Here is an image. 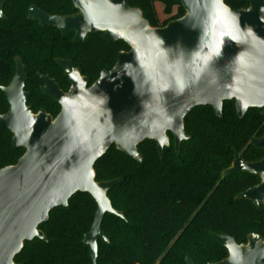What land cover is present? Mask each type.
<instances>
[{
  "label": "water",
  "instance_id": "95a60500",
  "mask_svg": "<svg viewBox=\"0 0 264 264\" xmlns=\"http://www.w3.org/2000/svg\"><path fill=\"white\" fill-rule=\"evenodd\" d=\"M78 14L48 18L31 10L42 26H52L75 41L102 33L109 43L123 42L111 71H103L90 87L70 61H58L69 78L68 93L54 81L42 78L44 95L61 106L53 119L33 113L23 92L26 79L18 63L12 83L2 88L9 111L0 115V127L12 135L15 149L24 155L14 166L0 170V264H16L25 243L48 242L39 227L50 213L67 208L78 193L88 194L97 210L82 243L90 248L93 264L98 258V238L106 214L124 219L112 207L108 193L121 179L97 182L94 167L112 146L143 163L138 147L155 142L160 158L174 138L177 154L185 133V118L196 108L211 107L222 117L225 102H234L236 115L262 110L264 117V0H248L246 9L232 10L224 0H168L180 3L185 15L162 28H152L140 9L126 0H72ZM3 1L0 0V19ZM35 13V14H33ZM251 145L264 151V136ZM234 161L222 178L234 174L258 176L260 183L236 196L237 201L264 206V159L247 163L233 150ZM228 252L213 264H264V238L247 236L237 244L226 234L210 233ZM186 264H194L187 257Z\"/></svg>",
  "mask_w": 264,
  "mask_h": 264
},
{
  "label": "trees",
  "instance_id": "16d2710c",
  "mask_svg": "<svg viewBox=\"0 0 264 264\" xmlns=\"http://www.w3.org/2000/svg\"><path fill=\"white\" fill-rule=\"evenodd\" d=\"M166 13L173 7L178 13L159 22L154 0H126L130 8L140 9L152 28H162L185 15L180 3L159 0ZM232 10L246 9L248 0H224ZM84 75L93 83L99 71L112 70L120 52L129 51L123 42L106 44L96 37L80 44ZM6 68L0 67V87L6 86ZM68 88V84H65ZM9 109L0 90V115ZM262 110L250 109L243 118L235 112L234 102H225L221 118L211 107L194 109L184 120L189 141L177 154L173 136L170 146L160 158L155 142L146 141L138 147L143 156L139 164L112 146L95 165L97 182L121 179L108 198L112 207L124 214V219L106 214L101 230L108 242L98 238L96 264H194L218 263L228 257L210 233L226 234L237 244H246L247 236L264 238V206L256 208L236 196L258 185L260 178L234 174L222 178V172L234 161V152H242L245 162L264 158V151L249 145L252 138L264 136ZM24 149H14L12 135L0 127V170L14 166L24 155ZM97 210L88 194L73 196L67 208L50 213L49 221L39 229L48 242L34 240L25 243L16 257V264H93L90 248L82 241L89 233Z\"/></svg>",
  "mask_w": 264,
  "mask_h": 264
},
{
  "label": "flooded vegetation",
  "instance_id": "af4514ba",
  "mask_svg": "<svg viewBox=\"0 0 264 264\" xmlns=\"http://www.w3.org/2000/svg\"><path fill=\"white\" fill-rule=\"evenodd\" d=\"M2 1L4 16L0 19V67L7 69L5 79L8 84L1 86L0 90L2 92V88L12 83L17 73L18 63H20L26 76L23 92L27 94V107L32 108L34 114L43 111L55 119L61 111V106L57 101L43 94L42 88L45 87V83L42 78L54 81L62 92L68 93L71 87L69 78L58 61H70L74 68L80 71L81 76L88 80V87H90L100 78L101 72H108V70L101 69L98 79L92 83L89 77L82 72L80 44L86 47V44L96 37L105 41L106 44L113 43L104 40L102 33L89 34L84 42L75 41L76 32L71 31L64 35L55 27L42 26L39 20L34 19L37 16H32L31 10L33 9L35 12L47 14L48 18L71 17L79 12L72 0ZM65 84H68L67 89ZM4 97L6 99L5 95ZM249 145L253 147L250 142ZM240 156L242 157V152ZM241 175L249 176V174Z\"/></svg>",
  "mask_w": 264,
  "mask_h": 264
},
{
  "label": "rangeland",
  "instance_id": "374dc122",
  "mask_svg": "<svg viewBox=\"0 0 264 264\" xmlns=\"http://www.w3.org/2000/svg\"><path fill=\"white\" fill-rule=\"evenodd\" d=\"M154 7L157 13V18L159 19V22H164L169 20L172 16L177 15L178 13V7L174 6L171 13L167 14L166 13V6L163 2L159 0H154Z\"/></svg>",
  "mask_w": 264,
  "mask_h": 264
}]
</instances>
